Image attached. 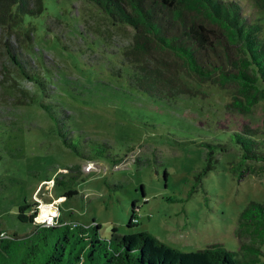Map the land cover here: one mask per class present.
Here are the masks:
<instances>
[{
  "label": "rangeland",
  "instance_id": "obj_1",
  "mask_svg": "<svg viewBox=\"0 0 264 264\" xmlns=\"http://www.w3.org/2000/svg\"><path fill=\"white\" fill-rule=\"evenodd\" d=\"M241 2L248 18H263L264 9L253 0ZM44 3L35 18L37 37L26 40L20 33L14 40L42 52L51 65L59 85L57 99L71 112L70 133L109 142L111 153L121 159L80 157L62 141L39 102L18 104L22 86H35L1 46L0 230L29 233L34 223L19 219V204L37 201L31 210L38 206L41 213L54 201L60 207L54 219L93 228L99 223L102 237L148 229L184 250L219 242L235 250L236 257H249L241 244L250 237L237 230L247 204H264V172L253 171L252 160L243 159L234 129L248 125L264 132V98L249 109L234 105L236 97L246 98L237 84L201 79L173 52L143 36L136 38L130 26L113 23L92 2ZM197 18L214 26L202 14ZM219 49L223 54V47ZM124 58L131 63L128 67L161 66L189 91L149 94L130 82L128 67L121 64ZM74 163L90 172L73 184L78 192L66 197L64 185L49 188L47 179L72 172ZM133 209L138 222L129 225ZM39 216L36 222L42 220Z\"/></svg>",
  "mask_w": 264,
  "mask_h": 264
},
{
  "label": "trees",
  "instance_id": "obj_2",
  "mask_svg": "<svg viewBox=\"0 0 264 264\" xmlns=\"http://www.w3.org/2000/svg\"><path fill=\"white\" fill-rule=\"evenodd\" d=\"M87 1L100 7L113 23L130 26L136 38L143 36L159 49L173 52L201 79L237 84L246 98L236 97L234 105L249 109L264 98V16L248 18L241 0ZM253 2L264 9V0ZM44 9V0H0V47H4L7 56L17 64L22 76L35 86L34 90L22 86L17 103L39 102L54 120L62 141L80 157L106 156L117 163L121 158L111 153L109 142L85 140L70 133L73 130L71 112L57 99L59 85L51 65L42 52L32 46L23 47L14 40L20 33L26 40L37 37L35 18ZM200 14L214 26L199 20ZM54 37L67 46L61 34L55 33ZM212 51L215 57L210 59ZM121 64L125 68L131 63L124 58ZM128 70L130 82L151 95L174 96L189 91L174 77L166 76L161 66L140 63L129 66ZM234 134L243 149V159L252 160L250 168L264 172V132L247 125L234 129ZM208 153L212 152L208 150ZM71 167L72 172L54 177V184L67 187L63 193L66 197L77 193L73 184L90 173L81 170L79 163ZM35 204L37 201L25 200L18 207L19 219L34 223L29 233L20 235L4 229L6 234H0V264H264L261 246L264 242V204L258 200L247 204L240 214L237 231L246 232L250 237L241 244L251 254L244 258L236 257L235 250L219 242L184 250L159 239L148 229L102 237L97 230L99 223L93 228L77 220L56 219L52 224L36 222L38 206L31 210ZM137 222L138 214L133 209L128 224Z\"/></svg>",
  "mask_w": 264,
  "mask_h": 264
},
{
  "label": "built area",
  "instance_id": "obj_3",
  "mask_svg": "<svg viewBox=\"0 0 264 264\" xmlns=\"http://www.w3.org/2000/svg\"><path fill=\"white\" fill-rule=\"evenodd\" d=\"M54 182H55L54 177H50V178L47 179V182L46 183L48 184L49 188H51L54 185ZM51 205L53 206V208H54L55 211L52 214H50L48 217H46V218H44L42 220H39L38 222H41V223H44V224H52V223H54L56 221L57 218L54 219V216L56 217L57 214H59L60 207H59L58 204L55 205L54 204V201L51 202ZM40 207H42V206H40ZM36 217H37V215L35 216V218ZM0 234H6V232H4L3 230H1L0 231Z\"/></svg>",
  "mask_w": 264,
  "mask_h": 264
},
{
  "label": "bare ground",
  "instance_id": "obj_4",
  "mask_svg": "<svg viewBox=\"0 0 264 264\" xmlns=\"http://www.w3.org/2000/svg\"><path fill=\"white\" fill-rule=\"evenodd\" d=\"M53 210H54V208L51 205V203L49 205H44L42 212L41 213L39 212L37 215V216H39V214H40L38 219H44V218L48 217Z\"/></svg>",
  "mask_w": 264,
  "mask_h": 264
}]
</instances>
